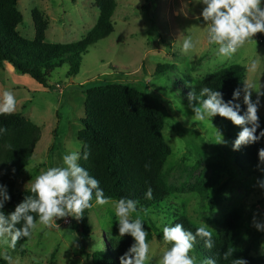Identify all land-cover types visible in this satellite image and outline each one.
<instances>
[{"label":"rangeland","instance_id":"rangeland-1","mask_svg":"<svg viewBox=\"0 0 264 264\" xmlns=\"http://www.w3.org/2000/svg\"><path fill=\"white\" fill-rule=\"evenodd\" d=\"M114 1L113 32L82 54L76 76H66L64 64L49 74L43 86L8 63L0 65V92L12 91L17 100L15 113L31 120L41 131L28 165L16 179L15 191L28 190L42 171L62 165L63 155L81 149L77 131L85 116L86 90L123 82L142 89L163 109L162 133L171 148L164 168L175 191L165 206L131 217L141 218L150 233L151 264H159L170 246L155 230L168 218L169 208L185 214L196 227L203 221L212 233L232 210L240 208L243 248H249L253 256L264 255V231H260L258 246L251 247L253 236L259 232L255 223H264V188L260 187L264 175L237 170L226 137L228 122H195L192 108L198 105L188 100L187 92L221 68L243 65L244 83L251 87L252 99L259 98L258 114L264 117V33H257L253 37L256 42L246 43L225 60L216 55L218 46L207 44V25L200 17L203 5L195 0ZM17 8L22 14L17 26L21 36L33 39L32 10L38 9L47 21L46 41L60 44L82 39L99 16L95 0H18ZM189 36L195 47L184 54L181 44ZM253 60L255 68L250 67ZM238 102L243 105V93ZM216 129L226 144L216 143ZM34 163L36 167H32ZM116 220L111 206L93 204L88 236L73 228L76 219L72 217L49 226L37 220L26 242H17L15 248L0 242V253L11 257V264H93L86 252L107 249L115 240H132L128 235L119 236ZM190 255L194 256L192 252ZM0 264H9V260L0 255Z\"/></svg>","mask_w":264,"mask_h":264},{"label":"trees","instance_id":"trees-1","mask_svg":"<svg viewBox=\"0 0 264 264\" xmlns=\"http://www.w3.org/2000/svg\"><path fill=\"white\" fill-rule=\"evenodd\" d=\"M17 1L0 0V65L8 63L18 73L28 75L43 86L46 85L49 74L64 64L70 66L66 76H76L82 54L114 30L112 17L116 8L115 1L95 0L99 10L98 19L79 41L71 44L46 41L47 21L38 9L32 10L35 35L33 39H27L17 31V26L22 22ZM245 73L243 65L226 66L187 89L188 95L192 92L199 97L201 88L210 87L221 91L224 99L229 100L234 89L244 87ZM193 102L198 105V101ZM245 109L246 106L242 105V112ZM84 114L81 119L82 127L77 131V140L81 145H87L90 154L87 160L81 159L79 163L100 181L105 195L113 200L121 197L138 200L139 215L155 211L161 205L165 206L174 189L168 183L164 168L171 148L162 133L165 124L163 109L155 105L142 89L114 82L86 90ZM259 117L261 127H264V117ZM213 121L217 124L227 121L229 124L226 137L230 142V154L234 156L237 170L242 174L264 175V162L258 157V150L264 148V139L234 151L232 142L241 130L240 126L233 125L231 121L218 115ZM0 126L7 129L6 134L0 136V184L7 185L11 195V200L4 206L7 214L24 197L31 195L29 190L15 191V184L18 175L32 157L41 131L38 125L15 112L0 116ZM80 150L84 151L83 148ZM149 186L153 189L151 200L144 197ZM88 216L89 209H86L84 215L73 224V228L80 231L82 236L90 234ZM241 218L240 208L229 213L226 220L218 225L216 232L212 233V249L206 248L204 242L197 239L192 253L200 264L209 257L215 258L216 264H240V259L246 261V264H264V255L253 256L249 248H243L244 234L239 222ZM175 223H181L186 230L193 232L197 228L185 214L169 208L168 218L162 223L161 229L155 227L158 236L163 238V227ZM260 234L259 231L253 236L251 247L258 246ZM149 238L150 233L147 240ZM28 239L29 237L18 242H26ZM126 241L128 243L123 239L115 240L107 249H95L85 254L93 264H119V257L133 242L130 239Z\"/></svg>","mask_w":264,"mask_h":264},{"label":"clouds","instance_id":"clouds-1","mask_svg":"<svg viewBox=\"0 0 264 264\" xmlns=\"http://www.w3.org/2000/svg\"><path fill=\"white\" fill-rule=\"evenodd\" d=\"M203 5L200 17L207 25L206 41L209 46H218L216 55L225 60L232 58L240 47L246 43L256 42L253 37L257 33H264V0H195ZM195 47L189 36L182 41L181 51L184 54L191 52ZM253 60L250 67L255 68ZM69 65H64L63 71H68ZM251 89L246 83L243 88H236L232 98L224 99V94L210 87H203L199 97L192 92L188 100L198 101V106L192 108L195 122L211 120L215 116L223 117L233 125L240 126L241 130L232 142V149L239 150L264 139V127H261L258 110L260 100L252 99ZM243 93L242 112L238 101ZM259 96V93H258ZM17 100L13 92L4 90L0 92V116L11 115L16 111ZM259 129V132L257 130ZM7 129L0 126V136L5 135ZM216 143L226 144L222 132L216 129ZM84 149L71 151L62 157V165L51 166L42 171L31 182L28 189L31 195L24 197L14 210L5 213L4 206L11 200L7 185L0 184V242L15 248L16 243L32 234V230L41 225L49 226L58 219L72 217L80 219L86 209L96 206H111L117 217L118 233L121 238L128 235L133 242L119 257V264H151L150 243L147 240L148 231L141 218L132 219L138 213V200L121 197L118 200L105 195L100 181L89 174L79 161L87 160L89 151L87 145ZM258 157L264 162V148L258 150ZM32 167H36L34 163ZM147 168V165L145 166ZM264 188V181L260 182ZM145 199H153V189L147 187ZM35 214V215H34ZM259 231H264V223H255ZM210 228L202 221L195 231L186 230L181 223L164 226L163 240L170 246L163 252L159 264H197L195 256L190 255L199 238L208 249L214 247V239ZM9 260L6 253H0ZM202 264H216L215 258L209 257ZM240 264L246 261L240 259Z\"/></svg>","mask_w":264,"mask_h":264},{"label":"built area","instance_id":"built-area-1","mask_svg":"<svg viewBox=\"0 0 264 264\" xmlns=\"http://www.w3.org/2000/svg\"><path fill=\"white\" fill-rule=\"evenodd\" d=\"M66 222H69V220H68V219H66Z\"/></svg>","mask_w":264,"mask_h":264}]
</instances>
